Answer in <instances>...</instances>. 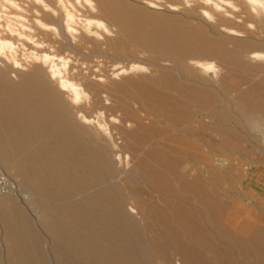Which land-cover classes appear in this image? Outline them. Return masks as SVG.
I'll return each mask as SVG.
<instances>
[{
  "label": "rangeland",
  "instance_id": "1",
  "mask_svg": "<svg viewBox=\"0 0 264 264\" xmlns=\"http://www.w3.org/2000/svg\"><path fill=\"white\" fill-rule=\"evenodd\" d=\"M200 4L235 23L264 15L253 0H0V264H236L245 243L264 252V147L244 134L264 128V68L252 70L264 60L238 57L264 44V26H206ZM114 11L117 25L89 16ZM181 29L191 37L179 47ZM195 42L234 49V66L202 71L187 57ZM154 55L160 70L126 59ZM34 70L49 88L78 83L82 108L39 105L36 86L21 90ZM114 117L124 123L109 136L96 119ZM105 139L127 165L94 156Z\"/></svg>",
  "mask_w": 264,
  "mask_h": 264
},
{
  "label": "bare ground",
  "instance_id": "2",
  "mask_svg": "<svg viewBox=\"0 0 264 264\" xmlns=\"http://www.w3.org/2000/svg\"><path fill=\"white\" fill-rule=\"evenodd\" d=\"M236 1L239 2L240 0H236ZM253 1L260 3L261 9H264V2H262V0H253ZM200 5H201V7L205 8L206 11L208 10L210 12L209 14L214 18L213 23L207 22L204 19V23L206 22V26L215 27V28H217L219 26H223L225 29H229L233 32H244L247 28L244 27L245 30L241 31V30H239V27L244 26V24L246 22L251 23L254 26V28H256L259 25L264 26V15H260L258 17H255L253 14L247 12V14L241 18V22L235 23V22H232L231 19H226V18L222 19V17L217 12H215L211 8L207 7L206 5H203V4H200ZM240 12H242V10ZM240 12L231 11V14L235 17V16H238V14ZM89 16L91 18H97L98 17V18L106 19L108 24H113V25H117L116 23L118 21L119 22L121 21L120 20L121 16L119 15L118 12L116 13L115 11L113 13L110 12L109 15H107V16H103V15H100L98 13H89ZM47 19H48L47 22H49V23L50 22L55 23V21H56V19L52 18V17L47 18ZM119 30H120V28H119ZM185 30L186 29H181L179 32L176 33L177 38L175 39V41L179 44L178 45L179 47L182 45V43H184V41L188 40L191 37V33H189L188 31L186 32ZM223 34H226V33H223ZM226 36L230 37V39L233 42L238 41V39H237V37H235V35H229V34L227 35L226 34ZM142 40L147 42V43L155 42L157 45L158 44L163 45V43H161V41L156 40V39H155L156 41H154V40L147 41V39H142ZM60 44H62V46H64L65 48L69 47L68 49L74 48V45L70 44L68 41H65L64 43L62 42ZM242 49H243L242 50L243 55H241V53H240V56H238V57L244 56V58H245L244 60L246 63L251 61V59L249 57H247L248 53H252L251 54L252 56H250V57H252V59L264 60V44H256L253 42L251 46H248V47L245 46ZM186 52H187V57H191L193 59L195 58L196 63L199 64L202 71H204L206 73H209L211 71V72H213L214 75H216L217 78H219L218 73L221 75L220 71L222 69H225L227 65L234 66V64H235V50L234 49H228V48L224 47L223 45L220 46V45H217V44H214L211 42H195L193 44V46L189 48V51H186ZM158 57H159L158 55L157 56L154 55L153 57H150V59L140 58V57H134V58H130V59L126 58V59H127V61H130V60L132 61V63H130V69L131 70L148 69L149 71H155L156 69L160 70L161 68L164 67V66L159 67L161 65L159 64L160 59H158ZM161 60H162V58H161ZM258 62H261V61H258ZM62 64L65 65L66 62L63 61ZM253 66H254V69H252L253 72L256 70L260 71V68H264V65L259 64V63H255V64H253ZM126 70H127V68H124V71H126ZM2 71L5 74V73H7L8 69L2 70ZM32 73H33V76H31V78L29 80L27 79V81L23 82L24 83L23 87L21 88V85H20V88H21V90H24V92H27L29 94H32L31 91L34 90L33 88H38L39 89L38 91L40 92V94H42V95L38 96L40 98L38 101L39 105H46L47 104L46 106L51 107V109H56V111L58 110L62 113H66V114L68 113L67 110L68 111L74 110L77 112V110L82 108V106L80 105L81 104L80 102L87 95V93L85 92L84 88H82L81 86L78 85V83L76 84V82L69 81L68 79H63L60 81V85H61L60 89L55 87V86H52V88H49L48 86H46L44 84V81L48 80V77H47V75L45 76V73L42 72L43 78H39L36 75V73H37L36 70H34ZM29 76H30V74H29ZM122 79H125V78L123 77ZM214 81H218V80L216 79ZM101 85H103V84H101ZM33 86H36V87H33ZM51 89L53 91H55L56 94H58L60 96H62L63 90L67 89V91L70 94V98L74 103V104H71V103L70 104L73 106L67 105V104H65V102L63 104L62 102L57 100L56 96L53 94V91ZM177 93H180V92L177 91ZM224 94H226V93L225 92L222 93V95H224ZM182 96H185V95H182ZM47 99H49V100H47ZM47 102H49V103H47ZM241 106H243L242 108H244V107H247V104L243 103ZM249 106L252 107L254 105L251 104ZM102 107L106 108V109L109 108L107 106H102ZM83 118L85 119L86 116H84ZM114 119L117 120L116 122H118V124H115L114 122H110V123L104 122L103 123V122L99 121L98 119H96V122L98 125H100L102 127V131H105L109 136H112L111 130L117 129L119 126H121V124L124 123L122 117H114ZM255 131H257V129L251 128L249 130L244 131V134L251 136L252 138L256 139L258 141L259 145L261 147H264V128H262V130L259 131L260 134L256 133ZM216 138H217V142H219V137H216ZM213 141L215 142L216 140H213ZM250 142H252V141H250ZM110 143L112 146H115L117 148V151L112 150L111 145L110 144L108 145V142L106 140L105 144H102V145L97 144V146L101 149V153L95 152L94 156H97V154H101L102 156H104L102 158H105V161L109 162L108 164H110L111 166H115L116 162H115V159L113 158V156L115 154H117L118 160L123 165L124 164L127 165L128 164L127 158L128 157L130 158L131 155L124 153L125 151L123 150L122 145L115 144V142L113 140ZM99 145H101L102 147ZM166 153H167V156H171V155H174L176 152L170 150L169 152H166ZM175 155H178V154L176 153ZM252 216L256 217L255 215H252ZM255 224H256V233L259 236L260 248L262 250H264V221H255ZM181 242L183 244L182 247L185 251L187 248H189V249L193 248L194 249V247H191V245L187 244L189 241L185 240V237H182ZM244 248H245L244 253L241 255L242 258H240L236 264H264V252H261L259 249L254 248L253 245H251L250 243H245ZM216 264H220V261H218V259L216 260Z\"/></svg>",
  "mask_w": 264,
  "mask_h": 264
}]
</instances>
